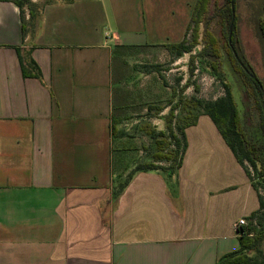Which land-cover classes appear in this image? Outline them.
Segmentation results:
<instances>
[{"label":"crops","instance_id":"0c3cea01","mask_svg":"<svg viewBox=\"0 0 264 264\" xmlns=\"http://www.w3.org/2000/svg\"><path fill=\"white\" fill-rule=\"evenodd\" d=\"M195 4L51 2L24 39L0 1V264H218L240 249L259 194L209 116L186 129L177 175L140 171L113 193L115 49L182 42Z\"/></svg>","mask_w":264,"mask_h":264},{"label":"rangeland","instance_id":"374dc122","mask_svg":"<svg viewBox=\"0 0 264 264\" xmlns=\"http://www.w3.org/2000/svg\"><path fill=\"white\" fill-rule=\"evenodd\" d=\"M59 1L61 0H32L38 14L44 5ZM225 3L226 0H212L210 4L209 15L213 18L210 29L219 37L222 34L215 14ZM233 9L238 51L262 81L264 91V0H236ZM25 12L28 19L27 6ZM201 39L192 54H198L203 49ZM221 45H224L223 42ZM190 56L187 53L177 58L163 46L124 49L121 54H117L115 70L119 78L113 84V94L115 117L121 136L113 141V158L119 168L113 181L115 196L130 173L138 165L153 161L154 153L159 150L157 142L147 134L144 126H151L156 132L165 131L164 117L180 97L187 101L216 100L225 95V85L228 84L249 138L255 143L264 144L261 115L252 90L234 69L225 49L218 60L217 69L212 64V58L199 56L193 63L194 72H191ZM186 84L187 88L182 91ZM199 113L192 106L178 107L173 122L176 134L181 136V128L193 122ZM158 138L162 139L163 136ZM165 148L168 152L175 149L172 143ZM162 164L169 163L162 161ZM245 167L249 169L251 180L258 185L259 194L264 199L262 178L249 163ZM255 222L257 223V219ZM259 250L250 252V255L261 261L264 259V241Z\"/></svg>","mask_w":264,"mask_h":264},{"label":"trees","instance_id":"16d2710c","mask_svg":"<svg viewBox=\"0 0 264 264\" xmlns=\"http://www.w3.org/2000/svg\"><path fill=\"white\" fill-rule=\"evenodd\" d=\"M0 1H10L19 7L22 20L23 38L25 39L29 27H34L38 16H40V13L38 14L36 11L34 3L32 0ZM211 2L212 0H196L193 16L190 24L188 25L186 36L183 41L175 44H166L163 45V47L177 58L190 53L191 72H194L193 63L199 56L212 58V64L214 68L217 69L219 66L218 60L222 57L223 49H225V52L228 55L234 69L243 77L247 87L252 90L257 108L260 111V125L264 136L263 83L250 65L243 60L237 48L235 31L236 18L233 13V3H236V0H226L225 5L220 7L215 14V18H217L220 26V33L222 34L221 37L210 29V23L211 20H213V18L209 15ZM25 6H27L29 10L28 19H26ZM200 39L204 44L203 49L198 54H192L194 49L199 45ZM221 42H223V46L221 45ZM130 48L139 47L119 46L115 49L114 68L118 63L117 54H121V51ZM17 52L23 76L25 78H36L38 80H42L43 76L41 69L32 58L31 51L23 50V48L18 47ZM118 78V72L115 70L113 84L116 83ZM186 88L187 84L183 87L182 91ZM181 105L185 107L192 106L199 110L200 113L193 122L188 123L184 126V128H181V136H178L175 132L173 122L175 118V111ZM115 108V102L113 101V111L111 116V136L113 141L116 140L117 137L121 136L118 121L115 117ZM202 115L209 116L212 119L221 135L225 138L227 144L234 152L239 163L245 168L253 187L259 194V187L257 184L252 182L250 171L245 167V164L249 163L250 166L257 171L259 177L262 178L264 183V144L255 143L249 138L231 87L226 84L225 95L216 100L205 101L197 99L187 101L180 97L177 103L171 106L169 113L164 117L166 122L165 131L156 132V130L151 126H144V130L147 134L157 142L159 150L154 153L153 161L138 165L130 173L128 179L121 185L120 188H118L119 192L116 193V197L124 191L137 172L157 171L164 174L169 179H172L175 175H177L182 167L184 155L188 145L186 129L195 125L199 117ZM159 136H163V138L159 139ZM169 140L171 142H169ZM171 143L175 149L168 152L165 147L171 145ZM162 161L168 162L169 164H162ZM116 168L115 164V169ZM259 202V209L247 218V225L240 229L238 237L240 249L221 257L218 264H264V259L259 261L250 255V252H259L260 246L264 241V199L260 196V194ZM256 219L257 223L255 222Z\"/></svg>","mask_w":264,"mask_h":264},{"label":"built area","instance_id":"2783aa9c","mask_svg":"<svg viewBox=\"0 0 264 264\" xmlns=\"http://www.w3.org/2000/svg\"><path fill=\"white\" fill-rule=\"evenodd\" d=\"M247 225L246 219L245 218H241L236 224H235V229L237 231V233L239 234L240 229Z\"/></svg>","mask_w":264,"mask_h":264},{"label":"water","instance_id":"95a60500","mask_svg":"<svg viewBox=\"0 0 264 264\" xmlns=\"http://www.w3.org/2000/svg\"><path fill=\"white\" fill-rule=\"evenodd\" d=\"M233 13H234V9H233ZM262 92H263V98H264V91L262 90Z\"/></svg>","mask_w":264,"mask_h":264}]
</instances>
